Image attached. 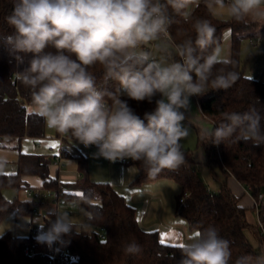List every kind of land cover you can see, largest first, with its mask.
Wrapping results in <instances>:
<instances>
[{
  "label": "clouds",
  "instance_id": "obj_1",
  "mask_svg": "<svg viewBox=\"0 0 264 264\" xmlns=\"http://www.w3.org/2000/svg\"><path fill=\"white\" fill-rule=\"evenodd\" d=\"M201 5L210 17L264 27V0H16L5 17L13 33L4 42L18 62L21 53L32 54L29 66L14 73L28 90L29 110L71 145L95 146L96 155L111 162H139L149 180L179 170L186 162L180 141L189 135L183 121L190 98L227 91L239 79L222 55L216 27L195 16ZM177 16L193 29L179 43L170 38ZM97 67L105 82H116L115 91L97 86L92 71ZM158 94L156 107L143 119L121 99L151 103ZM262 119L255 107L242 114L223 112L221 122L204 135L216 145L264 146ZM6 164L0 157V169ZM49 214L55 220L36 240L50 247L86 226L75 224L67 211ZM179 245L177 264H264V252L233 261L230 242L211 224ZM124 251L136 254L141 248L130 242Z\"/></svg>",
  "mask_w": 264,
  "mask_h": 264
},
{
  "label": "trees",
  "instance_id": "obj_2",
  "mask_svg": "<svg viewBox=\"0 0 264 264\" xmlns=\"http://www.w3.org/2000/svg\"><path fill=\"white\" fill-rule=\"evenodd\" d=\"M15 2L16 0H0V150L16 143L18 145L14 149L19 151L17 172L0 173V223L12 212L17 216H32L34 213L33 200L8 201L3 194L4 189L31 188L24 180L27 176L40 179L42 189L57 191L62 185L58 178L51 176L53 158L24 154L20 150L24 138H44L46 126L41 118L29 110L28 90L14 75L29 66L32 54L21 53L23 62H18L4 42V37L13 33L5 17L12 13ZM195 16L211 20L216 27L215 39L219 46L223 41L224 32L228 29L231 31L230 67L239 74L237 82L227 91H209L203 95L199 100L203 116L212 121L213 128L221 122L223 112L239 111L242 114L255 107L264 117V81L253 77L248 79L240 60L242 43L256 37L260 27H246L218 17H210L203 5L196 10ZM175 19L176 23L170 28V36L172 41L179 43L193 35V29L191 24L184 23L180 17ZM92 71L97 77L98 87L115 91L116 82H105L99 67ZM121 99L126 100L143 119L145 112L154 110L155 102L160 96H155L151 103L147 100L137 102L124 96H121ZM261 124L264 127V119ZM198 144L206 155V163L209 166H217L223 174L220 191L212 192L208 188L199 171V162L182 144L185 164L176 171H163L155 180H149L140 163L131 160L129 164L137 169L134 185L162 179L177 183L181 187L177 198V215L187 222L191 231L202 230L210 224L215 226L220 236L230 242L233 261L242 254L257 255L264 252V146L254 147L251 142L243 141H225V144L216 145L208 142L203 133L199 134ZM80 159L79 170L82 176L74 184L62 185L66 189L63 197L65 201L81 200L87 212L93 214L94 218L89 221L98 230L75 228L70 235L64 236L51 247L38 243L32 233L30 237L25 238L9 232L0 237V264H52L51 258L42 253L56 246L71 251V256L65 264H177L181 259L178 247L161 243L157 232L143 231L135 209L130 207L110 184L92 182L88 174L87 158ZM230 178H235L245 186L256 202L262 194L263 199L254 207L258 210L257 226L248 222L247 209L240 205L241 198L229 188ZM247 232L254 235L259 244L258 248L250 242ZM130 242L138 243L141 251L136 254L125 253L124 248ZM31 250L38 255L32 256Z\"/></svg>",
  "mask_w": 264,
  "mask_h": 264
},
{
  "label": "crops",
  "instance_id": "obj_3",
  "mask_svg": "<svg viewBox=\"0 0 264 264\" xmlns=\"http://www.w3.org/2000/svg\"><path fill=\"white\" fill-rule=\"evenodd\" d=\"M217 17L220 18V16ZM230 38L231 31H225V39L229 42ZM251 40V45L256 47L260 44L259 49H264V27L259 28L257 36L252 38ZM228 58H231V39L230 56ZM193 97L198 99V96ZM199 100L200 99L197 100L198 103ZM187 114L188 112L186 111V118ZM191 122L197 125V119L195 117H193ZM210 129L211 127L207 126L200 133L204 134L205 130ZM53 144H58L59 147H51V145ZM77 144L78 146L76 148L73 147V145L76 146ZM12 145L17 146L18 144L13 143ZM15 150L18 152L19 157V151L17 149ZM20 150L24 154L46 156L53 159L61 152H68L69 156L64 160L63 166L60 167L54 165L53 163L50 167L51 176L54 178H58L59 182H61L62 185H69L78 182V180L82 176L79 170L81 160L80 157H86V155L88 154L89 178L91 177V179L93 181H96L97 183L110 184V186L125 199L126 203L130 207L135 209L138 223L143 231L157 232L160 241L163 240L164 244L169 246L178 245L182 242L183 238L189 236L194 232L189 229L187 222L182 217L177 215V198L180 194L175 197L176 205L174 206V204L172 203V197L171 199L165 198L164 191L160 190L169 186L171 187V189H173V193H176L178 189L181 190V187L177 183L169 179L146 182L142 185L135 186L134 181L137 177V169L135 168V166L129 164L131 159L116 162H111L108 160L110 166L107 168V175L104 176L98 173V168H95L96 164L92 163V160L94 161V158L98 157L96 155V153L98 152V149L96 147L85 148L82 144H79L75 141L71 145L70 141H68L67 139L62 140L59 136L56 138L26 137L20 144ZM93 150H95V152H93ZM203 153L200 156L196 155L195 159L197 161H206V155L205 153ZM16 172L17 164L15 163L11 166L5 165V167L0 169V173L4 174H15ZM24 180L32 189L42 188V181L37 177L27 176L24 177ZM228 185L232 192L236 196L241 198L240 205L242 207L246 209L255 207L256 201L253 199L250 191L245 186H243L235 178H230L228 180ZM158 187L160 189H158ZM56 207L58 208L57 205ZM51 217L55 219L54 215L49 216V218Z\"/></svg>",
  "mask_w": 264,
  "mask_h": 264
},
{
  "label": "rangeland",
  "instance_id": "obj_4",
  "mask_svg": "<svg viewBox=\"0 0 264 264\" xmlns=\"http://www.w3.org/2000/svg\"><path fill=\"white\" fill-rule=\"evenodd\" d=\"M220 19L227 20V17L220 15ZM227 32L230 30H226ZM231 39V38H230ZM230 39L229 42L225 39V32L223 36V41L220 45L222 49V55L227 57L230 56ZM251 39L245 40L242 43L240 60L244 69V73L246 76L257 77L264 81V49H259L260 44L254 47L251 45ZM171 46V45H169ZM126 97V96H124ZM204 96H198V99H202ZM197 98L193 96L190 98V109L187 111V118L183 121V124L189 128V135L181 140L182 147L185 150H189L194 157L196 155H202L203 151L199 148L198 144V135L204 128L211 127L212 121L205 116L202 115L200 111L199 103L197 102ZM195 117L197 119V125L192 123L191 120ZM205 132V131H204ZM59 135L52 129H48L46 127L45 137L48 138H56ZM15 145L10 144L7 149L0 150V157H4L7 160L8 166L17 163L18 160V152L14 149ZM78 144L73 147H77ZM90 152V150H89ZM95 152V150H93ZM204 154V153H203ZM86 158L89 161V155H86ZM199 162V171L204 182L207 184L208 188L212 192H218L221 189L223 182V174L221 170L217 166H209L206 161L198 160ZM93 164H96L95 168H98V173L101 175H107L108 167L110 166L107 159L103 157H96ZM90 180L93 181L90 177ZM97 183V182H96ZM154 184V183H152ZM152 186V185H150ZM30 187V186H29ZM158 189H160L158 187ZM164 191L165 198L171 199L174 206L176 205L175 197L179 195L181 192L180 189L177 190L176 193H173V189L171 187L160 189ZM3 194L8 201H14L16 199L20 200H33L34 201V213L32 216H17L15 212L10 213L1 223H0V237L5 234L12 232L17 237H30L31 229L37 230L39 234L41 231H47L51 225V222L54 221V218H49L50 210L57 211H67L70 213L71 205L73 203L76 204V208L73 209L74 214L73 222L77 225L84 224L85 227H78L77 229L83 228L86 231H96L98 230L96 226H94L88 218V212L83 207L81 200L76 201H64L58 208L56 207V202L51 198H29L24 191L17 190L15 188H6L3 190ZM173 206V207H174ZM37 213V214H35ZM247 220L253 225L257 226L259 223L258 218V210L254 208H247ZM32 226V228L30 227ZM247 237L250 242L253 244L255 248H258V241L255 239L254 235L251 232H247ZM57 247V246H56ZM54 247V248H56ZM58 248V247H57ZM59 249V248H58Z\"/></svg>",
  "mask_w": 264,
  "mask_h": 264
},
{
  "label": "built area",
  "instance_id": "obj_5",
  "mask_svg": "<svg viewBox=\"0 0 264 264\" xmlns=\"http://www.w3.org/2000/svg\"><path fill=\"white\" fill-rule=\"evenodd\" d=\"M171 38V36H170ZM62 139V138H61ZM64 140V139H62ZM95 146H90L87 148H93ZM69 156L68 152L64 151L61 152L59 155H57L54 158V165L57 166H63L64 165V160ZM24 193L29 197V198H51L56 202V205L59 207L64 201V197L63 194L66 191L65 187L61 185V187L57 190V191H53L51 189H32V188H24L23 189ZM263 199L262 194L259 195L258 197V202H256V206L259 205V202ZM76 208V204L73 203L71 205V210L70 213L74 214L73 209ZM37 214V213H35ZM32 228V226H30ZM31 233L33 235H35V237L38 236L39 232L37 230L31 229ZM102 238H104V236H101ZM32 256H37L38 253L35 252L34 250L30 251ZM42 255H47L51 258L52 260V264H65V262L67 261V259H69V257L71 256V251L69 249H58L56 248H52L49 249L47 252L42 253Z\"/></svg>",
  "mask_w": 264,
  "mask_h": 264
},
{
  "label": "snow or ice",
  "instance_id": "obj_6",
  "mask_svg": "<svg viewBox=\"0 0 264 264\" xmlns=\"http://www.w3.org/2000/svg\"><path fill=\"white\" fill-rule=\"evenodd\" d=\"M51 147L57 148V147H59V145L58 144H53V145H51ZM77 195H81V193H77ZM161 243H164V241L161 240ZM174 247H180V245L179 244L178 245H174Z\"/></svg>",
  "mask_w": 264,
  "mask_h": 264
}]
</instances>
